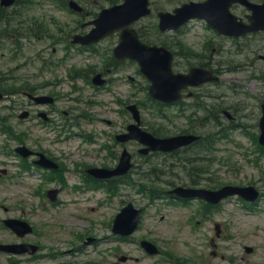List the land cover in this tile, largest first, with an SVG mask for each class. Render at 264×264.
Instances as JSON below:
<instances>
[{
	"label": "rangeland",
	"instance_id": "rangeland-1",
	"mask_svg": "<svg viewBox=\"0 0 264 264\" xmlns=\"http://www.w3.org/2000/svg\"><path fill=\"white\" fill-rule=\"evenodd\" d=\"M100 1L109 4L108 0ZM152 1L160 9L172 10L189 0ZM88 7L94 8V4H88ZM243 10L239 6L234 11L241 15ZM24 11L29 15L25 16L26 19L35 15L50 22L52 16H56L68 21L71 26L77 21V15L60 9L51 1H43L32 10L23 6ZM157 23V17L150 15L138 22L137 27H142L153 37H159L155 28ZM18 25L22 29L27 28L24 20H20ZM0 31V43L6 40L4 45H0V69L11 79L9 81L27 79L39 83L47 91L58 95L60 101L52 108L56 126H45L36 120L19 122L13 117V124L18 125L20 130L30 129L27 143L33 147L40 145L51 155L61 158L69 171L89 162H113L114 156L103 151L101 145L113 143L111 136L123 131L132 121L131 114L126 112L124 106L130 101L140 103L147 100L143 91L145 83L142 75L137 73V64L126 63L118 70H113L107 76L110 82L101 88L94 87L80 74H75L78 78L74 81L68 74L72 68L89 69V65L100 69L109 58L118 37L104 40L97 45L96 51L91 52L68 45V32L59 29L54 30L56 38H49L45 34L19 37L14 24L6 29L4 25L0 26ZM12 35L19 37L20 44L6 39ZM162 36L178 52L176 70L185 71L191 63L203 59L224 71L222 74L225 79L221 85L207 84L195 91L220 95V98L213 100L216 105L233 107L243 117L248 115L240 120L241 123L246 125L245 128L253 127V132L258 131V102L264 96V59L259 58V55H264L263 34L249 40L243 38L233 41L217 35L204 22H193L179 32L162 33ZM243 62L244 67L237 70L233 68ZM227 67H232L231 71L227 72ZM75 97H78V101L74 100ZM7 101L8 104L13 101L18 110L26 102L21 94ZM4 105L0 103V108L3 109ZM178 109L172 106L159 111L156 105L147 100L146 106L142 108V118L145 124L162 127L165 133L174 134L187 127V119ZM65 110L73 113L63 117ZM163 115H167L165 119ZM68 124L70 127L65 129ZM229 132L236 142L220 141L217 151L212 155L213 161L203 158L198 162L197 167L202 171L201 175H195L198 184L247 185L254 181L264 190V159L259 157L262 160L259 163L254 142L241 135L240 130ZM76 133L92 135L91 142L94 144L85 143L84 138ZM15 144L13 141L8 142L0 130V219L25 217L30 220L39 232L24 241L37 243L41 248L32 257L18 256L10 262L8 255L0 253V264H172L171 254L195 264H264V199L252 207H245L239 197H233L222 202L218 208L204 209L203 215L198 211L197 201L182 205L169 198L149 199L147 193L139 190V183L132 184V187L129 183L150 178V171H156L155 187L162 191L173 186V183H190L191 180L188 179V169L180 171L176 165L171 172L170 157L161 154L142 156L138 153L137 144L129 148L134 153V172L131 178H126L128 185L118 186L117 194L110 196L105 188L74 190L75 184L82 183L80 174L67 172L64 183L46 180L33 168L30 171L34 174L30 176L29 171L23 170L19 161L7 151ZM94 146L95 150L92 148ZM3 169L6 174L1 172ZM180 177L187 178L180 180ZM42 184L43 192L53 187L61 188L57 203L37 195L36 190ZM128 200L134 201L137 207H144L143 219L138 231L130 239L117 242L111 232V225ZM217 223L223 226V236L219 239L215 236ZM144 238L152 240L165 252L149 255L139 243ZM212 239L217 243V257L212 255L215 249L211 244ZM0 241L13 243L20 240L0 222ZM245 245L253 246L254 254H247ZM54 252L61 254L55 257Z\"/></svg>",
	"mask_w": 264,
	"mask_h": 264
},
{
	"label": "water",
	"instance_id": "water-1",
	"mask_svg": "<svg viewBox=\"0 0 264 264\" xmlns=\"http://www.w3.org/2000/svg\"><path fill=\"white\" fill-rule=\"evenodd\" d=\"M237 1L247 3V0H207L204 3L184 5L182 8L176 9V14L174 15L160 13V27L162 29L177 28L189 18L205 17L211 24L226 34H244L249 30L264 29V5L250 6L254 13L252 16V27L247 29L248 26H245L242 21H238L237 17L229 12L231 4ZM147 6L148 0H126L122 5L102 11L98 20L94 21L97 25V28L92 31L93 36L96 35L94 41L100 40L115 30H120L122 41L115 50L116 55L118 57H130L139 61L142 70L153 83L151 93L154 97L165 101L176 100L180 97L179 93L182 88L190 84H198L201 80H207L208 77H203L204 71L198 69H192L189 74H173L171 68L172 55L170 52L163 48L150 47L139 40L136 31L128 26L140 16L149 12ZM133 109L135 116L139 119L136 107ZM262 125L264 126V118L262 119ZM136 134L142 138L149 139V136L143 133L137 132ZM262 140L264 143V136ZM176 142V139L158 142L152 138L150 144L153 148H156L161 146L159 144L166 146L169 144L174 145ZM235 191L239 190L237 188H225L215 194V196L220 199L226 194ZM185 194L191 195L195 193ZM211 197H214V195ZM121 216H124V214L118 218H121ZM136 222L137 218L135 215L128 218L127 226L129 232L135 228Z\"/></svg>",
	"mask_w": 264,
	"mask_h": 264
},
{
	"label": "trees",
	"instance_id": "trees-1",
	"mask_svg": "<svg viewBox=\"0 0 264 264\" xmlns=\"http://www.w3.org/2000/svg\"><path fill=\"white\" fill-rule=\"evenodd\" d=\"M145 37V35H143Z\"/></svg>",
	"mask_w": 264,
	"mask_h": 264
}]
</instances>
